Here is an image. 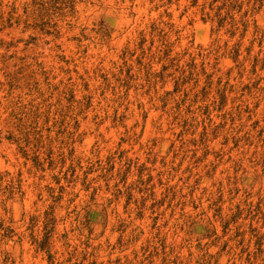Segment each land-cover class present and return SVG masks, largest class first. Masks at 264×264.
Wrapping results in <instances>:
<instances>
[{"label": "rangeland", "instance_id": "374dc122", "mask_svg": "<svg viewBox=\"0 0 264 264\" xmlns=\"http://www.w3.org/2000/svg\"><path fill=\"white\" fill-rule=\"evenodd\" d=\"M0 264H264V0H0Z\"/></svg>", "mask_w": 264, "mask_h": 264}]
</instances>
